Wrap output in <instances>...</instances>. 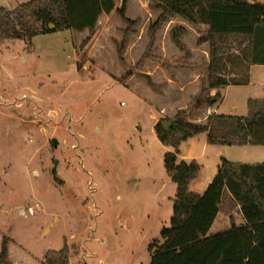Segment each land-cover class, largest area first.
Masks as SVG:
<instances>
[{
	"label": "rangeland",
	"instance_id": "374dc122",
	"mask_svg": "<svg viewBox=\"0 0 264 264\" xmlns=\"http://www.w3.org/2000/svg\"><path fill=\"white\" fill-rule=\"evenodd\" d=\"M25 1L0 0V7ZM122 2L135 21L127 33L116 11ZM159 12L152 0H116L91 32L0 42V246L8 236V263L41 264L64 242L70 264L149 263L176 191L163 166L173 149L153 126L185 108L209 51L197 41L201 33L178 17L150 31ZM177 28L184 30L181 48L171 39ZM262 97L258 64L248 84L229 85L213 108L242 116L249 99ZM184 142L177 161L195 159L201 167L189 185L195 192L205 189L221 157L264 163V145L210 144L205 132ZM242 221L224 188L211 232Z\"/></svg>",
	"mask_w": 264,
	"mask_h": 264
},
{
	"label": "trees",
	"instance_id": "16d2710c",
	"mask_svg": "<svg viewBox=\"0 0 264 264\" xmlns=\"http://www.w3.org/2000/svg\"><path fill=\"white\" fill-rule=\"evenodd\" d=\"M116 0H27L9 10L0 7V42L24 39L61 30L92 31L102 13L115 8ZM160 10L150 25L178 17L200 32L198 43L209 46L206 67L199 76L196 93L185 108L178 109L165 128L162 121L153 129L161 144L169 146L163 166L176 184L168 227L160 231L161 243H152L148 264H264V163H240L221 157L213 178L202 192L189 189L198 176L195 159L177 161L179 146L188 137L206 133L210 144L264 145V98L249 99L246 115L209 114L205 121L191 120L201 108L215 105L228 85H245L250 66L264 64V3L249 0H152ZM126 24L135 21L125 15V3L116 8ZM182 28L171 39L182 47ZM153 34V33H152ZM186 65H182L184 68ZM214 90V91H213ZM239 205L243 223L210 233L223 189ZM9 237L2 236L0 264L8 263ZM41 264H70L64 242L59 250H48Z\"/></svg>",
	"mask_w": 264,
	"mask_h": 264
},
{
	"label": "crops",
	"instance_id": "0c3cea01",
	"mask_svg": "<svg viewBox=\"0 0 264 264\" xmlns=\"http://www.w3.org/2000/svg\"><path fill=\"white\" fill-rule=\"evenodd\" d=\"M250 2H261V3H264V0H249ZM104 15H106L105 13H102L100 16H99V18L98 19H100L102 16H104ZM71 32V31H70ZM78 32V31H77ZM256 65H258V64H252L251 66H250V76H251V73H252V69H253V67L254 66H256ZM229 86V85H228ZM228 86H226V87H224L221 91L223 92V90L225 89V88H227ZM214 91V90H213ZM262 98H264V97H262ZM200 112L199 113H201L202 114V118H198V119H196V121L197 122H203L204 121V119L209 115V114H215V113H217L216 111H215V108H213V106H210V107H207V108H205V109H198ZM198 112V111H197ZM155 116V115H154ZM183 144H188V143H186V142H183ZM248 145H251V144H244L243 146H248ZM178 152H180V148H179V151ZM178 156V155H177ZM180 160H183V159H180ZM218 165V164H217ZM200 171H201V167H200ZM200 171H199V173H200ZM194 180V179H193ZM192 180V181H193ZM191 181V182H192ZM191 182H190V184H191ZM189 184V185H190ZM238 205V204H237ZM238 207H239V205H238ZM216 220H217V217H216V219L214 220V222H216ZM214 222H213V224H214ZM241 223H243V221L242 222H240V223H237V224H241ZM213 224H212V226H213ZM211 226V227H212ZM209 232L210 233H212L211 232V228H210V230H209ZM8 245H9V243H8ZM1 247V246H0ZM8 252H9V248H8ZM8 260H10V261H12V259H8ZM8 264H16L14 261L13 262H10V263H8Z\"/></svg>",
	"mask_w": 264,
	"mask_h": 264
},
{
	"label": "water",
	"instance_id": "95a60500",
	"mask_svg": "<svg viewBox=\"0 0 264 264\" xmlns=\"http://www.w3.org/2000/svg\"><path fill=\"white\" fill-rule=\"evenodd\" d=\"M162 124L165 128H168L172 124V122L171 121H162ZM53 141L55 142V139H53Z\"/></svg>",
	"mask_w": 264,
	"mask_h": 264
},
{
	"label": "built area",
	"instance_id": "2783aa9c",
	"mask_svg": "<svg viewBox=\"0 0 264 264\" xmlns=\"http://www.w3.org/2000/svg\"><path fill=\"white\" fill-rule=\"evenodd\" d=\"M27 210H28L29 213H32L33 208L32 207H28Z\"/></svg>",
	"mask_w": 264,
	"mask_h": 264
}]
</instances>
